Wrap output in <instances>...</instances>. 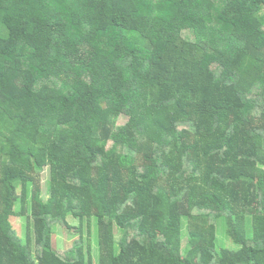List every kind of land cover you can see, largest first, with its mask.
<instances>
[{
	"label": "trees",
	"instance_id": "1",
	"mask_svg": "<svg viewBox=\"0 0 264 264\" xmlns=\"http://www.w3.org/2000/svg\"><path fill=\"white\" fill-rule=\"evenodd\" d=\"M0 264H264V0H0Z\"/></svg>",
	"mask_w": 264,
	"mask_h": 264
},
{
	"label": "rangeland",
	"instance_id": "2",
	"mask_svg": "<svg viewBox=\"0 0 264 264\" xmlns=\"http://www.w3.org/2000/svg\"><path fill=\"white\" fill-rule=\"evenodd\" d=\"M128 119L124 116L120 117L118 119V124L119 125H124L126 124ZM42 185H43V198L48 197V187H49V175L48 171L45 172L42 176ZM20 205L17 207V212H20ZM13 223L15 228L19 231L20 235L24 240H26V235L30 231L29 221L28 217H16L13 219ZM70 224L72 225V228H74L71 232L67 231L65 228L62 226H55L54 227V244L55 247L60 249L61 251H66L68 249H71L75 242L78 241L82 238L86 241V239L90 240L91 246L93 248V253H94V261L97 263L99 260V253L97 251L96 247V228H95V223L92 222V227H91V232L89 235L86 233V227L87 223L84 226V231L81 232L78 230L79 227V221L70 219ZM33 229V228H32ZM217 234V246L218 248H229V249H237L238 246L236 243L232 240V238L229 236L227 232V223L225 222L224 219H222L217 226L216 230Z\"/></svg>",
	"mask_w": 264,
	"mask_h": 264
}]
</instances>
